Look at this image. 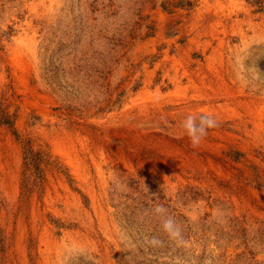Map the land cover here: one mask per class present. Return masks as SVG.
<instances>
[{"label":"rangeland","instance_id":"374dc122","mask_svg":"<svg viewBox=\"0 0 264 264\" xmlns=\"http://www.w3.org/2000/svg\"><path fill=\"white\" fill-rule=\"evenodd\" d=\"M0 264H264V0H0Z\"/></svg>","mask_w":264,"mask_h":264},{"label":"clouds","instance_id":"9594fccd","mask_svg":"<svg viewBox=\"0 0 264 264\" xmlns=\"http://www.w3.org/2000/svg\"><path fill=\"white\" fill-rule=\"evenodd\" d=\"M219 122L213 114L201 113L199 115L189 114L181 122V127L188 136L192 146L198 147L202 140L207 136L210 129L217 128ZM158 213H163V209L157 207L155 209ZM172 225L171 219H166L164 228L168 229Z\"/></svg>","mask_w":264,"mask_h":264}]
</instances>
